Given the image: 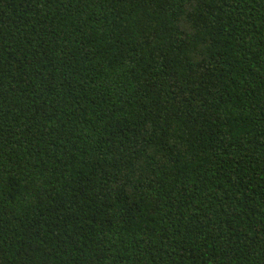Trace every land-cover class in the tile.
Wrapping results in <instances>:
<instances>
[{
  "label": "trees",
  "instance_id": "trees-1",
  "mask_svg": "<svg viewBox=\"0 0 264 264\" xmlns=\"http://www.w3.org/2000/svg\"><path fill=\"white\" fill-rule=\"evenodd\" d=\"M0 264H264V0H0Z\"/></svg>",
  "mask_w": 264,
  "mask_h": 264
}]
</instances>
